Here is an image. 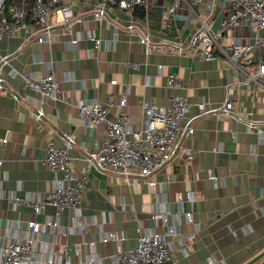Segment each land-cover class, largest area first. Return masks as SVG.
<instances>
[{
    "label": "crops",
    "instance_id": "0c3cea01",
    "mask_svg": "<svg viewBox=\"0 0 264 264\" xmlns=\"http://www.w3.org/2000/svg\"><path fill=\"white\" fill-rule=\"evenodd\" d=\"M166 2L159 0L150 13L139 7H109L97 20L92 13L94 0H72L79 18L56 29L49 41H40L41 25L31 13L33 0H7L26 10L28 27L0 37V244L26 234L30 219L44 221L54 215L52 205L36 212L30 204L14 202L10 194L38 197L50 189L54 176L62 172L42 163L47 143L64 145L72 135L71 151L79 156L74 167H89V186L79 210L62 209L58 229L37 233L36 257L45 259L57 245L69 244L74 264H117L115 255L137 242V227L142 226L164 233L171 241L173 256L168 264H256L264 259V88L242 81V74L228 67L222 54L204 59L196 50L177 53L158 47L148 52L139 39L141 30L156 40L180 38L164 26ZM223 10V0H217L214 28L219 27ZM130 22L136 25L132 31L127 29ZM177 24L184 27L182 38H186L197 21L192 17ZM245 28L229 29L224 42H231L236 34L256 33ZM88 32L101 38L99 46ZM75 37L79 39L73 44ZM17 71L54 72L61 83L60 97H42ZM170 72L179 73L184 86H170ZM174 91L188 95L192 114L198 112L201 99L221 106L231 98L235 106L229 113L222 110L194 119L195 132L181 138L172 162L154 174L155 189L145 176L126 177L100 169L88 159L105 138L107 123L88 127L77 101L126 94V104L112 107L110 116L124 110L131 128L138 129L144 124L142 102L167 106ZM247 118L257 124L249 129ZM192 149L198 153L189 158ZM188 191L195 194L193 201ZM179 193L184 197L179 198ZM187 211H192V220L187 219ZM109 231H115L117 238L103 241L102 235ZM187 236L190 240L184 243ZM91 255L97 259L90 262Z\"/></svg>",
    "mask_w": 264,
    "mask_h": 264
},
{
    "label": "built area",
    "instance_id": "2783aa9c",
    "mask_svg": "<svg viewBox=\"0 0 264 264\" xmlns=\"http://www.w3.org/2000/svg\"><path fill=\"white\" fill-rule=\"evenodd\" d=\"M72 0H33L31 9L32 17L41 26L37 32L40 41H49L50 35L58 28L71 23L78 14L71 5ZM93 15L101 20L108 12L109 7L119 9L141 8L147 13L159 0H94ZM205 3V10L201 7ZM217 0H167L163 8L164 26L169 31L178 33L179 39L156 40L151 35L141 30L140 41L145 44L147 51L152 48L165 47L177 53L196 50L204 59H216L222 54L228 67H233L242 74L244 82H254L264 88V0H223V16L218 28H214L212 20L215 18V6ZM54 15L56 17L54 18ZM194 17L197 21L195 30L186 38H182L184 27L179 26L177 21L182 19L185 23ZM79 18V17H78ZM26 10L15 4H8L7 0H0V37L17 35L22 29H27L28 21ZM136 27L134 22L128 24L127 29L132 31ZM249 28L256 31L252 36L248 32L236 34L231 42L225 43L223 38L229 29ZM246 29V28H245ZM88 37L95 40L99 46L101 38ZM251 36V37H249ZM79 37L71 40L76 44ZM130 66L138 68L137 62H130ZM161 66V65H160ZM20 72L27 86L38 92L42 97L58 99L62 88L60 80L50 71L46 74L37 75L33 72ZM116 82V79L112 80ZM167 81L173 88L184 86L181 75L170 72ZM1 82V78H0ZM127 97L123 94L117 98L111 94L107 99L101 100L82 99L75 105L78 107L80 118L88 127L92 128L100 123H107L106 136L100 145L91 150L88 159L97 167L114 173L131 177L140 174L147 177L152 189H155L157 180L154 174L172 162L177 151L182 145L181 138L195 132L194 119L203 114H215L220 111L232 112L234 100L226 99L221 106L208 104L205 99L198 102V112L192 114V103L187 94L174 91L169 97L167 106L156 102L144 100L142 109L144 124L141 128L133 129L129 123V115L126 111L111 117L112 107L126 104ZM40 113H36L39 115ZM249 129L257 124L252 118H247ZM259 131H263L259 127ZM7 137L3 138V142ZM74 137L68 135L64 145H58L50 140L47 143L46 155L42 163L55 171H61V175L54 176L53 186L40 193L38 197L31 194H22L13 191L10 199L16 203L30 204L36 212L43 211L48 205L55 207L54 215L44 221L30 219L28 231L23 235H15L6 238L0 244V264H74L70 258V245H57L54 252L40 259L34 255L37 245V233H50L61 225V211L65 207L80 209L83 195L88 189L90 175L89 167H74L78 155L71 151ZM198 149L188 152V157L193 158ZM2 159H0V164ZM216 179L215 174H211ZM184 197L183 193L178 194ZM187 197L192 201L195 194L187 192ZM188 220L193 219L192 211H187ZM167 216H164V220ZM81 225V223H79ZM138 239L134 245L121 249L115 255L117 264H168L173 256L172 243L164 233L155 230H145L142 226L137 227ZM172 233V228H169ZM115 231H109L102 235V240L107 241L117 238ZM190 237H186V241ZM94 244V241L90 242ZM96 255H91L90 262L96 260ZM213 262V259H211Z\"/></svg>",
    "mask_w": 264,
    "mask_h": 264
},
{
    "label": "water",
    "instance_id": "95a60500",
    "mask_svg": "<svg viewBox=\"0 0 264 264\" xmlns=\"http://www.w3.org/2000/svg\"><path fill=\"white\" fill-rule=\"evenodd\" d=\"M256 264H264V259H262L261 261H259L258 263Z\"/></svg>",
    "mask_w": 264,
    "mask_h": 264
},
{
    "label": "trees",
    "instance_id": "16d2710c",
    "mask_svg": "<svg viewBox=\"0 0 264 264\" xmlns=\"http://www.w3.org/2000/svg\"><path fill=\"white\" fill-rule=\"evenodd\" d=\"M13 0H8L9 3H11Z\"/></svg>",
    "mask_w": 264,
    "mask_h": 264
}]
</instances>
